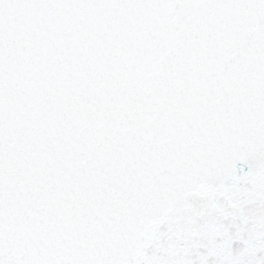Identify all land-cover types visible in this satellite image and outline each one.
Segmentation results:
<instances>
[{
  "label": "water",
  "instance_id": "1",
  "mask_svg": "<svg viewBox=\"0 0 264 264\" xmlns=\"http://www.w3.org/2000/svg\"><path fill=\"white\" fill-rule=\"evenodd\" d=\"M98 1L88 0L93 7L105 2ZM191 1L172 0L169 8L178 10V13L167 22L169 28L174 25L180 30L191 26L187 42L194 41L207 51L201 58L191 57L183 63L188 65L185 75L191 74L189 81L196 74L187 98L178 102L172 98L173 95L179 96L181 89L173 85L176 80L169 70L167 82L170 92L166 95L171 100L161 103L149 100L152 93L165 96L164 84L160 85L157 73L141 76L135 66L125 60L123 75L134 78L122 88L136 97L138 95L133 88H141L144 92L140 107L145 112L140 120L120 119L123 113L110 117L112 111L104 115L106 110L103 114L78 118L84 129L68 134V141V137H63L60 142L53 139L49 143V147L52 143L59 147L62 140L69 144L59 159L50 158L42 166L41 177L30 189L27 186L23 189L21 184L16 187L12 182L3 184L2 180L10 177L6 172L9 165H0V219L6 218L0 226V264H264V157L255 151L257 147L250 152L239 150V146L246 143L243 136L238 140L240 143H230L236 146L232 153L228 151L230 145H222L225 137L223 140L219 138L223 128L229 134L235 124L239 127L238 132L247 135L254 129L246 128L243 118L233 112L237 109L222 106L228 93L217 92L220 83H231L235 86L231 95L238 93L239 101L244 98L250 104L244 106L248 109L249 118H260L264 108V0H197L191 5L196 14L190 18L187 8ZM129 2L132 14L146 8L141 0ZM58 3H61L58 9L49 10L50 5ZM69 10L62 0H0V60L11 57L10 53L1 56L3 45L13 41L14 34L21 31L22 26L31 23L28 18L32 17L34 21L31 25L32 42H28L24 55H21L23 62L12 70V66L0 63V72L11 77V80L3 79L2 88H6L8 94L20 103L1 105L0 109L14 108L22 117L29 111L38 110L34 117L27 115L30 119L26 125L28 129H24L27 134L38 131L36 117L41 112L40 107L47 106L56 111L59 100H68L65 90L70 91L74 81L80 83L78 77L72 78L75 68L79 73L85 69L76 62L78 51L85 49L88 42H98L92 47L97 49L88 55L93 58L114 52L117 49L115 42H129L124 39L123 31L112 29V24L109 26L113 30L110 38L101 40H96L98 36L94 35L78 39L70 34L74 30L67 33L59 29L61 21L79 17L80 14L76 13L69 15ZM238 12L242 17H238ZM86 20L81 19L77 23L85 26ZM198 27L205 28L203 34H208L209 40L214 41L211 43L218 55H213L211 45L204 44L199 33H194L200 32ZM136 36V42L143 40L141 35ZM41 40L46 41L41 43L49 48H36L34 44ZM187 42H181L182 50H190L186 47ZM45 63L55 70L48 67L39 70V66ZM87 63L86 56L83 65ZM181 67L184 66L179 65L176 79L177 76L180 78ZM158 70L162 76L166 69L159 67ZM142 77H145L144 81H141ZM52 86L58 87L59 91L49 93L47 90ZM153 86L158 89L154 90ZM197 89L198 94L195 93ZM2 91L0 96H4ZM59 93L64 95L58 98ZM126 100L119 96L117 103L120 105ZM101 103L113 109L108 100L103 99ZM151 104L158 107V112L150 107ZM53 122L49 118L46 127ZM248 127L251 128V124ZM152 128L156 131L153 132ZM259 145L264 149V141ZM3 159L0 152V160ZM253 159H257L258 164ZM15 160L19 166L22 158L15 157ZM75 162L81 166L82 173L73 175ZM30 166L31 163L26 165V169L31 173ZM86 171L89 173L84 175ZM11 175L17 178L19 172L11 171ZM97 179L100 180L95 184ZM128 179H136L139 186L135 187L136 183L130 186ZM101 180L106 185L107 180L112 183L103 187ZM21 189L29 196H24ZM50 196L54 197V202L63 203L64 207L65 201L82 196L79 208L83 212L82 208L88 206L85 214L87 223L98 222L86 233L81 234L80 229L68 235L70 230L66 231V227L68 223L71 227L75 225L76 221L71 217L77 208L75 206L71 210V215L65 209L69 219L62 220L67 224L59 231L64 233L63 244L75 246L82 237L85 242L71 257L62 261L48 257L38 244L25 240V236H30L26 233L28 228L42 226L45 222L31 220L29 226L16 218V214L29 217L32 210L44 214L50 205L43 203L51 201ZM53 204L56 208L57 204ZM91 210L95 212L94 216L97 213L113 215H108L112 217L110 220L100 223L97 215L91 216ZM56 223L50 222L53 229H57ZM90 237L105 238V241H101L102 246L96 243L90 246L87 245ZM39 238V242L52 244V237L50 241L45 237Z\"/></svg>",
  "mask_w": 264,
  "mask_h": 264
}]
</instances>
